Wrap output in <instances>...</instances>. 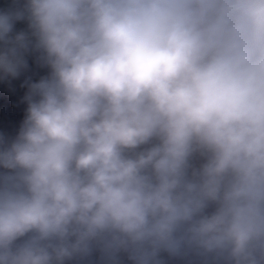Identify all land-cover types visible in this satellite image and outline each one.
<instances>
[{
	"label": "clouds",
	"instance_id": "1",
	"mask_svg": "<svg viewBox=\"0 0 264 264\" xmlns=\"http://www.w3.org/2000/svg\"><path fill=\"white\" fill-rule=\"evenodd\" d=\"M32 54L0 264H264V0H13Z\"/></svg>",
	"mask_w": 264,
	"mask_h": 264
},
{
	"label": "trees",
	"instance_id": "2",
	"mask_svg": "<svg viewBox=\"0 0 264 264\" xmlns=\"http://www.w3.org/2000/svg\"><path fill=\"white\" fill-rule=\"evenodd\" d=\"M10 3L12 5L13 1ZM23 23L24 21L17 22L15 24V30L17 31ZM28 63V69L22 72L19 77L9 80L0 79V97L2 96L5 89L10 90L14 97V101L25 110L27 109V102L25 101L24 97L28 91L26 81L36 82L42 76L47 75L46 67L41 66L37 58H28ZM15 123L16 121L14 117L10 116L8 112L3 113L0 116V136H4L5 138L14 137L19 131L13 128Z\"/></svg>",
	"mask_w": 264,
	"mask_h": 264
},
{
	"label": "rangeland",
	"instance_id": "3",
	"mask_svg": "<svg viewBox=\"0 0 264 264\" xmlns=\"http://www.w3.org/2000/svg\"><path fill=\"white\" fill-rule=\"evenodd\" d=\"M13 86V85H9ZM9 113L10 116L15 118L16 123L14 124V129L19 130L20 125L22 124L25 115L26 110L20 107L15 101L14 97L12 95V92L8 89H5L3 91L2 96L0 97V116L3 113Z\"/></svg>",
	"mask_w": 264,
	"mask_h": 264
},
{
	"label": "crops",
	"instance_id": "4",
	"mask_svg": "<svg viewBox=\"0 0 264 264\" xmlns=\"http://www.w3.org/2000/svg\"><path fill=\"white\" fill-rule=\"evenodd\" d=\"M11 1H13V0H0V11L9 8L11 6V3H10ZM26 28H27V24L24 21V23L21 25V27L17 31L26 30ZM28 58H31V59L37 58V54L29 55ZM46 72L48 73V69L47 68H46Z\"/></svg>",
	"mask_w": 264,
	"mask_h": 264
}]
</instances>
